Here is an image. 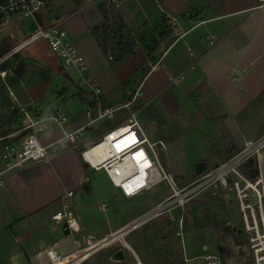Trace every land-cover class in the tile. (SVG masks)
Returning <instances> with one entry per match:
<instances>
[{"label":"crops","instance_id":"1","mask_svg":"<svg viewBox=\"0 0 264 264\" xmlns=\"http://www.w3.org/2000/svg\"><path fill=\"white\" fill-rule=\"evenodd\" d=\"M60 1L53 0L50 7L44 4L33 17L13 16L2 20L0 58L40 28L61 21L84 56L89 74L102 89L107 107L126 103L139 90L138 106L143 111L138 120L142 128L145 122L149 124L150 136H161L167 142L168 150L161 159L165 170L181 186L187 183L205 154L210 153L208 148L189 158L185 146L188 138L184 135L255 136L250 129L255 111L252 113L250 109L256 91L247 84V78L256 59L257 46L263 42L261 0H226L221 14L210 7L209 0H110L138 43L136 55L116 67L92 32L102 22L98 5L105 0ZM162 34H165L163 40L153 50ZM210 41L215 44L211 46ZM4 64L6 68L0 70L8 71V76H0V109L10 104L25 108L34 119L58 111L66 117L62 126H53L38 135L43 146L60 141L64 131L77 132L89 124V96L78 85L84 74L66 72L48 42L39 40L28 45ZM144 65H149L151 70L144 78L138 77ZM244 107L249 112L242 115ZM126 117L127 112L119 113L113 121L98 122L88 128L80 149L98 141L110 122L123 124ZM20 118L27 123L23 116ZM218 123L233 128L217 129ZM100 128L102 132H98ZM206 142L210 147V140ZM232 153L225 148L224 158ZM261 162L260 159L259 170L264 180ZM2 169L0 158V172ZM160 184L140 192L116 187L104 171L89 168L80 151L73 149L59 153L49 163L31 164L22 171L4 175L0 178V264H50L46 254L50 249L69 256L75 252L76 240L89 235L103 239L165 200L169 196L166 185L160 187ZM155 188L158 197L151 206L130 216L124 206ZM71 192L73 196L69 197ZM105 201L112 207L111 216L104 223L94 224V218L90 217L95 216L100 203L105 211ZM233 202L231 199L229 204ZM65 205L77 221L78 233L66 232L63 224L53 221V216L62 212ZM234 231L240 236L239 228ZM126 238L127 248L134 252ZM236 249L247 254L245 259L254 264L247 247Z\"/></svg>","mask_w":264,"mask_h":264},{"label":"built area","instance_id":"2","mask_svg":"<svg viewBox=\"0 0 264 264\" xmlns=\"http://www.w3.org/2000/svg\"><path fill=\"white\" fill-rule=\"evenodd\" d=\"M261 3V8H264V0H261ZM43 6L42 0H0V22L13 16L33 17L40 12ZM39 40L48 42L66 72L76 71L79 74H84L78 85L81 90H86L85 95L89 96L90 121L85 128L77 132L64 131L60 141L47 147L40 143L38 135L53 126H62L66 122L64 113L58 111L34 119L28 110L20 108V115L27 121L22 131L28 133L17 141L18 134L0 136V158L3 162L0 178L22 171L31 164L49 163L54 156L63 151L79 149L88 128L98 122L113 121L119 113L127 112L123 124L112 130L106 129L97 144L81 152L84 163L95 172L104 171L112 184L120 188L129 187L130 182L141 177L142 175L138 173L142 166L144 168L143 176L135 184L137 192L162 182L166 183L170 189V194L165 200L115 233L103 239H95L89 235L76 240L74 242L75 252L69 256H62L54 249L48 250L46 254L50 264H86L92 256L115 243H123L127 247L124 239L132 232L169 212L183 211L197 194L218 190L234 196L242 219V226L239 228L240 236H245L244 241L247 242V249L254 264H264V180L261 175L250 179L244 172L245 166L251 160H256L259 166L264 150V134L249 143L227 162L211 171L206 170L196 181L181 186L177 179L165 170L161 161V151L167 152V144L163 141L151 143L138 120L139 114L143 111V108L138 106L139 90L132 94L126 103L107 107L102 89L89 74V67L84 56L70 39L61 21L54 22L48 28L37 30L23 44L3 55L0 58V65L11 59L24 47ZM210 44L213 46L215 42L210 41ZM109 60L113 61V57L110 56ZM0 76L6 78L8 71L0 70ZM134 106H136L135 109H133ZM122 128H128L129 132L113 139L112 136ZM126 138L129 143L126 142L127 144L120 146V141ZM103 145L109 146L104 159L98 161L94 150ZM131 159L135 165L132 164ZM136 175L137 178H134ZM68 196L72 197L73 193H69ZM53 221L63 224L66 232H79L77 221L67 205L62 212L53 216ZM238 247L243 248L244 245L241 243ZM201 259L204 264H224L219 255H206Z\"/></svg>","mask_w":264,"mask_h":264},{"label":"rangeland","instance_id":"3","mask_svg":"<svg viewBox=\"0 0 264 264\" xmlns=\"http://www.w3.org/2000/svg\"><path fill=\"white\" fill-rule=\"evenodd\" d=\"M82 1L86 3L87 0ZM261 25H263V27L261 26L263 29V42L257 46L254 53L256 59L247 78V84H250L256 91L255 103L250 109L252 113L255 111V120L251 119L250 123L251 134L255 133V136H223L222 134L221 136H201L200 134L194 135L190 133L184 135L188 138L185 146L189 158L197 155L199 151L202 153L205 149L210 148V153H206L201 160V162L206 163L208 171L227 162L240 153L249 143L264 134V24ZM245 97L242 95V98ZM248 112L247 107H244L241 114ZM216 120L220 121L219 118ZM143 125L145 129L143 130L144 132L146 131L145 134L151 143L155 144L163 141L167 144L161 136L149 135V124L145 122ZM24 126L25 122L20 118L9 132L20 131L18 135L21 136ZM187 127L194 128L196 126ZM215 128L224 129L233 128V126L218 123ZM246 128L247 132L249 126L246 125ZM6 131L7 129L0 127V133H6ZM99 131L102 132V129L100 128ZM207 139L210 140V147L206 142ZM196 140H200V142L196 143ZM179 143L180 141L176 142V146ZM225 148L232 150L233 153L224 158ZM162 155H165V152L161 151V157ZM261 160L264 173V150L261 154ZM197 178L193 169L187 178V183L185 185L182 184V186L196 181ZM161 184L160 187L166 185L167 194L169 195V186L166 183ZM156 190L157 188L150 193L140 195L134 202L124 206L128 214L130 216L136 215L144 208L151 206L153 200L158 197V193H155ZM231 199H234V202L229 204ZM105 202L107 203L105 211L101 210L100 207L103 203H100L96 206L98 210H96L95 216L90 217L94 218L92 219L94 224L96 222L104 223L106 222L105 218L108 219L111 216L112 207L109 202ZM225 207H227V210H225L226 215L224 216ZM241 226V214L233 195L221 190L205 191L197 194L183 211L169 212L163 217L140 227L133 235L127 236L126 240L131 243L130 245H132L134 252L125 247L123 243H115L92 256L86 264H204L201 259L203 256L218 254L222 256L226 264L228 262L233 264L246 262L245 264H250L245 259L247 254L236 249L241 243L244 248L247 247V242L244 241L245 236L240 237L237 231H234V228H240ZM104 228H107V225ZM101 229L98 230L101 231ZM137 245L140 246H138L139 249ZM118 252H122L124 255L123 260L120 257H116Z\"/></svg>","mask_w":264,"mask_h":264},{"label":"trees","instance_id":"4","mask_svg":"<svg viewBox=\"0 0 264 264\" xmlns=\"http://www.w3.org/2000/svg\"><path fill=\"white\" fill-rule=\"evenodd\" d=\"M42 1L44 2L46 7H50L53 2V0H42ZM209 1H210V7L213 10H215L217 14H221L226 0H209ZM98 9L102 15V22L100 25L94 27L92 29V32L96 38L99 47L104 52V54L107 57L110 56L113 57L112 65L116 67L122 64L123 62L127 61L128 59L132 58L134 55H136L138 49V43L134 39L129 27L125 23L116 5L112 1L105 0L100 2L98 5ZM164 35L165 34H162L160 41L154 43L153 50L154 48L160 45ZM151 53L149 56L150 62H152ZM0 68L1 70L5 69L6 68L5 64L3 63L0 66ZM150 70L151 67L149 65L146 66L144 65L138 77L144 78L145 76L148 75ZM87 102L90 103L89 99H87ZM10 106L11 105L9 104L6 105V107L0 109V113L5 112L0 116V127L4 129L13 128L20 118L19 108L17 106H12V107ZM121 123L122 122H116L111 124L110 122L108 124L107 129L109 130L115 129L118 126H120ZM8 132L9 131H6V133L4 132L0 133V136L6 135L8 134ZM27 133L28 132H23L21 136H19L16 139V141L27 135ZM95 144H97V141L86 148H82V149L79 148L77 150H79L81 153L83 150L91 148ZM244 172L250 179H255L257 176H259L260 170L257 161L251 160L245 166Z\"/></svg>","mask_w":264,"mask_h":264},{"label":"bare ground","instance_id":"5","mask_svg":"<svg viewBox=\"0 0 264 264\" xmlns=\"http://www.w3.org/2000/svg\"><path fill=\"white\" fill-rule=\"evenodd\" d=\"M128 132H129V129L128 128H122L121 130H119L118 132H116L112 136V138L113 139L114 138H118L121 135H124V134H126ZM126 142L129 143V140L127 138L126 139H123V141H120V144L119 145L120 146H123V145L127 144ZM108 146L109 145H107V146L106 145H103V146L98 147L97 149L94 150V152L98 156V161H102L104 159V157L106 155V152H107V149H108ZM131 161H132V159H131ZM133 163L134 162L132 161V164ZM133 165H135V164H133ZM143 173H144V168L141 166L138 174L143 176ZM142 176L141 177L139 176V178H137V175H136L134 178H137V179L136 180H133L132 182H130L129 183V187L128 186H126V187L129 188V189H131V190H134L136 188V185L135 184H137V182H139V180H140V178H142ZM81 256H83V255H81ZM81 256H79V257H81ZM79 257H76V258H79ZM54 264H58V263H54ZM60 264H65V263H60Z\"/></svg>","mask_w":264,"mask_h":264},{"label":"water","instance_id":"6","mask_svg":"<svg viewBox=\"0 0 264 264\" xmlns=\"http://www.w3.org/2000/svg\"><path fill=\"white\" fill-rule=\"evenodd\" d=\"M207 170V166L204 162H200L196 165V168H195V175L197 177L201 176L205 171ZM116 257H120L121 260L124 259V255L122 254V252H118L116 254Z\"/></svg>","mask_w":264,"mask_h":264}]
</instances>
